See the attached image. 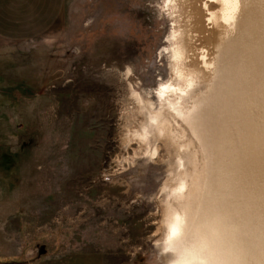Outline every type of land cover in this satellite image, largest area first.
Returning a JSON list of instances; mask_svg holds the SVG:
<instances>
[{
    "label": "rangeland",
    "instance_id": "374dc122",
    "mask_svg": "<svg viewBox=\"0 0 264 264\" xmlns=\"http://www.w3.org/2000/svg\"><path fill=\"white\" fill-rule=\"evenodd\" d=\"M205 1H213L211 11L218 10L215 0ZM177 2L66 0L47 34L23 43L0 40L3 264H84L90 259L168 264L170 245L160 242L163 185L175 171L188 172L195 157L188 144L176 148L153 139L149 144L136 135L146 118L139 96L153 101L157 110V98L164 97L160 85L176 80L171 64L175 30L180 33L202 15L200 30L207 34L193 42L200 55L215 45L214 32L220 33L216 24L206 29L203 0L188 6ZM258 21L250 31L255 38L264 17ZM226 46L227 41L228 55ZM224 125L223 152L226 147L242 150L241 129L229 134ZM251 156L253 177L264 179V157ZM14 198L19 205L5 206ZM261 246L259 264H264Z\"/></svg>",
    "mask_w": 264,
    "mask_h": 264
},
{
    "label": "bare ground",
    "instance_id": "6f19581e",
    "mask_svg": "<svg viewBox=\"0 0 264 264\" xmlns=\"http://www.w3.org/2000/svg\"><path fill=\"white\" fill-rule=\"evenodd\" d=\"M203 1L206 29L213 24L220 29L211 40L215 45L201 55L194 48L195 39L207 34L200 30L202 15L180 33L173 32L176 80L160 85L164 97L157 98V110L153 101L139 96L146 118L136 135L149 144L152 139L176 148L188 144L194 152V166L191 162L188 172L175 171L163 185L160 242L170 245L168 264H259L261 243L264 252V179L253 177L251 154L264 157V27L257 38L250 31L258 26V16L264 17V0H229L231 12L227 0H215L219 11L209 9L213 1ZM183 2L192 4L178 0L175 6ZM190 65L194 67L188 69ZM238 121L242 125L235 127ZM222 122L229 134L241 129L246 143L238 152L243 157L232 146L223 152Z\"/></svg>",
    "mask_w": 264,
    "mask_h": 264
},
{
    "label": "crops",
    "instance_id": "0c3cea01",
    "mask_svg": "<svg viewBox=\"0 0 264 264\" xmlns=\"http://www.w3.org/2000/svg\"><path fill=\"white\" fill-rule=\"evenodd\" d=\"M66 0H0V40L20 42L37 39L47 34L60 20ZM0 211L3 202L0 201ZM14 198L5 206L18 204ZM15 206V207H16ZM0 264L3 262L0 260ZM33 264V263H31ZM46 264H82L80 261L59 260ZM84 264H103V261L90 259Z\"/></svg>",
    "mask_w": 264,
    "mask_h": 264
}]
</instances>
